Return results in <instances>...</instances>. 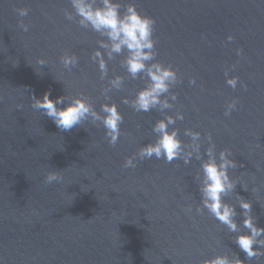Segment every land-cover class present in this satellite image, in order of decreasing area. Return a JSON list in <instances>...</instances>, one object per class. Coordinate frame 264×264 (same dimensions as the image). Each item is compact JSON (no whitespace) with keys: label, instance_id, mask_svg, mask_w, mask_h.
<instances>
[{"label":"water","instance_id":"95a60500","mask_svg":"<svg viewBox=\"0 0 264 264\" xmlns=\"http://www.w3.org/2000/svg\"><path fill=\"white\" fill-rule=\"evenodd\" d=\"M119 2L155 20V61L178 75L161 97L170 108L136 112L123 103L147 77L128 75L121 66L126 52L109 60L100 49L108 67L101 79L91 56L106 37L79 25L71 0H0V264H203L218 254L264 264V256L249 260L234 242L248 231L240 198L264 227V0ZM18 8L28 15L19 17ZM65 53L78 58L71 71L61 63ZM226 71L239 77L235 89ZM116 75L122 87L104 92ZM45 92L53 100L82 96L98 112L116 103L124 117L117 143L110 145L106 129L90 117L70 131L58 129L32 107L33 94ZM233 99L236 108L225 116ZM178 111L184 119L169 131H178L181 157L171 163L136 157V167L125 168L127 157L155 142V122ZM186 129L198 131L199 140ZM209 147L217 159L229 149L237 163L228 170L235 188L223 196L235 208L236 233L202 207L201 163ZM49 171H60L63 181L46 184Z\"/></svg>","mask_w":264,"mask_h":264},{"label":"clouds","instance_id":"9594fccd","mask_svg":"<svg viewBox=\"0 0 264 264\" xmlns=\"http://www.w3.org/2000/svg\"><path fill=\"white\" fill-rule=\"evenodd\" d=\"M71 5L75 10V15L79 17V25L86 29L91 28L101 37H106V39L98 41L99 48L91 56V59L98 64L101 79L107 76L108 67L104 58L105 53L100 49L105 50L109 60L114 55L126 52L121 66L126 69L128 75L132 79L147 77L145 87L136 93L135 98L132 100L124 98L123 103L129 104L136 112H149L156 106H160L161 109L170 108L172 105L168 100H162L161 97L169 93L170 88L177 83L178 75L171 65L165 66L155 61L157 55L154 51L155 41L153 39L155 20L150 16L142 15L134 3L122 6L119 0H71ZM122 7L123 12H121ZM28 11L27 8L16 9L21 18L27 16ZM65 16L69 20L74 18L73 14L67 11ZM19 26L25 32L29 29V25L25 24L22 19L19 21ZM227 39L231 41L233 37L229 35ZM241 51L237 49V54L240 55ZM60 60L64 68L69 71L78 63V58L74 54L65 53ZM37 64L43 66L46 64V60L39 59ZM225 77L227 85L235 89L239 77H229L227 71ZM123 81L122 76L116 75L110 79L109 89L103 91L106 92L111 88L118 90L122 87ZM189 82L195 83V80L190 79ZM50 95V92H45L42 98H37L33 94L32 107L41 110L44 115L51 118L58 129L65 132L70 131L75 126L82 125L90 117L93 121L100 122L106 129L105 135L108 137L110 145L114 146L117 143L120 137V125L124 117L116 103L101 104L98 112L89 100L82 96H59L53 100ZM176 99V94H172L171 100L175 101ZM58 105L64 106L58 107ZM236 105L235 99L230 101L226 105L224 115L229 116ZM177 119L183 120V113L178 111L175 117L169 115L165 119L156 121L152 128V131L157 134L155 142L142 146L135 156L127 157L123 166L135 168L136 157L145 160L154 156L156 159H164L168 163L179 159L183 152V142L176 129L169 131V125L174 124ZM185 135L190 136L193 141L200 138V133L191 129H186ZM208 139L211 141L212 137L209 135ZM213 147L208 148V159L201 163L203 173L202 207L220 223L226 225L230 232L236 233L239 225L234 219L235 208L224 202L223 196L235 188L236 182L229 176L228 170L236 168L237 163L229 158L231 156L229 149L221 150L217 159L213 154ZM196 150H199L198 144ZM190 156L191 153L184 156L185 163L189 162ZM63 179L60 171H49L45 176V183H61ZM239 207L244 213L243 228L248 231L239 232L235 237V244L249 260L264 256V251H262L264 249V227H258L255 224L254 218L250 214L252 210L250 201L240 198ZM188 210L191 211V207ZM197 211L202 210L197 208ZM203 264H244V262L239 259L238 255L230 258L228 255L218 254L210 259H205Z\"/></svg>","mask_w":264,"mask_h":264}]
</instances>
